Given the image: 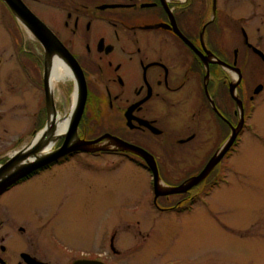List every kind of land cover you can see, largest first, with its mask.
<instances>
[{"label": "flooded vegetation", "instance_id": "flooded-vegetation-1", "mask_svg": "<svg viewBox=\"0 0 264 264\" xmlns=\"http://www.w3.org/2000/svg\"><path fill=\"white\" fill-rule=\"evenodd\" d=\"M21 1L53 41L42 44L27 33L26 132L16 139L5 137L15 119L6 117L10 110L4 111L7 99L0 90V165L46 127L48 96L54 110L65 114L79 84L86 94L77 140L103 138L91 145L100 147L114 138L124 148L72 152L4 191L0 264H148L151 258L154 264V245L143 239L138 222L120 224L121 230L110 226L109 198L94 194L92 159L118 155L145 173L152 205L161 214L191 216L198 200L205 205L243 140L260 136L252 118L264 105V0ZM0 7L19 30L1 0ZM58 70L63 77L56 79ZM7 82L0 79V86L11 89ZM210 162L203 178L185 191L154 199V165L160 183L178 187ZM95 211L104 215L97 230ZM75 217L82 220L77 226L71 223ZM129 233L135 241L126 238ZM159 264L196 263L179 257Z\"/></svg>", "mask_w": 264, "mask_h": 264}, {"label": "rangeland", "instance_id": "rangeland-1", "mask_svg": "<svg viewBox=\"0 0 264 264\" xmlns=\"http://www.w3.org/2000/svg\"><path fill=\"white\" fill-rule=\"evenodd\" d=\"M4 14L5 10L0 7V71L4 72L0 79L8 80L12 90L6 83H1L0 90L5 91L3 97L7 99L4 111L10 110L6 117L15 119L5 137L16 139L26 132L23 120L25 78L22 73L26 61L22 49L24 42L32 40L27 39L29 32L20 23L18 30L14 23L4 19ZM55 96L58 102L64 101L61 95L55 93ZM60 107L68 111L69 106L62 102ZM252 122L260 136L243 140L232 167L224 171V181L208 191L205 205L200 200L193 205L191 216L176 218L171 213L157 212L152 205L147 175L124 164L120 156L111 154L93 158L97 162L94 194L97 198L105 192L109 198L110 226L115 228L123 223L134 225L138 222L137 228L142 231L143 239L147 236L154 245V264L179 257H186L196 264H264V105L257 107ZM2 131L0 128V135ZM34 136L24 139L15 150L28 145ZM121 205H125L126 214L120 212ZM103 216L102 212L95 211L96 230L101 226ZM76 219L71 223L77 226L82 220ZM118 228L121 230V226ZM135 236L129 233L126 238L135 241ZM151 262L152 258L148 264Z\"/></svg>", "mask_w": 264, "mask_h": 264}, {"label": "water", "instance_id": "water-1", "mask_svg": "<svg viewBox=\"0 0 264 264\" xmlns=\"http://www.w3.org/2000/svg\"><path fill=\"white\" fill-rule=\"evenodd\" d=\"M14 14V16L18 19L19 23L25 28L26 31H28L38 42L45 44L48 42L53 41V36L49 32V30L44 26L40 20H38L31 12L30 10L23 4L21 0H1ZM85 87L84 85L79 84L78 86V93H77V100L74 107V110L72 112L68 129L66 133L62 136L63 142L62 144L56 148L53 149L50 153L40 156V157H34L32 156L35 154L36 149L33 148L32 143L35 137L38 133L42 132L48 125L49 122V114L47 119L46 127L40 130L38 133L35 134V136L30 140L28 143V148L32 147L31 150H26V147H22L21 149L14 151L8 161H6L4 164L0 165V195L6 191L12 184L19 181L20 179L31 175L36 170L42 168L43 166L54 162L58 159L63 158L64 156L76 152V151H95V150H101L99 148L102 147H92L91 145L94 143H97L98 141H101L100 138L93 142H82L77 140L76 136V128L77 124L79 122L84 100H85ZM48 106L49 104H52V98L48 96ZM111 143L113 144V148L107 147L108 150H116V149H122L123 143L119 140H115L114 138H110ZM134 151V147H131ZM227 147H224L222 151L223 153L226 151ZM214 162V160L212 161ZM213 163H208L206 168L202 171V173L196 177L194 180H192L190 183H187V185L183 184L178 187H167L162 185L158 180V172L154 165V199L156 200L159 196H167L169 194L179 193L185 191L190 186L194 185L196 182L201 180L207 170L209 169V166ZM99 264V263H96Z\"/></svg>", "mask_w": 264, "mask_h": 264}, {"label": "bare ground", "instance_id": "bare-ground-1", "mask_svg": "<svg viewBox=\"0 0 264 264\" xmlns=\"http://www.w3.org/2000/svg\"><path fill=\"white\" fill-rule=\"evenodd\" d=\"M59 73H57L54 78H62L63 73H61L60 70H58ZM76 104V94L74 93L69 111L65 114H60L56 112L52 106V104H49V122L47 127L40 133L37 134L35 139L33 140L32 146L34 149H36L35 154L32 156L34 157H40L43 155H46L50 153L53 150V146L56 144L57 141H59L62 136L66 133L68 129V124L72 115V112L74 110ZM107 146L109 148H113V144L111 142L101 145L100 147ZM26 147V150H31L32 147H29L27 145H24ZM19 150V149H18ZM17 151V150H15Z\"/></svg>", "mask_w": 264, "mask_h": 264}, {"label": "trees", "instance_id": "trees-1", "mask_svg": "<svg viewBox=\"0 0 264 264\" xmlns=\"http://www.w3.org/2000/svg\"><path fill=\"white\" fill-rule=\"evenodd\" d=\"M18 28V27H17Z\"/></svg>", "mask_w": 264, "mask_h": 264}]
</instances>
